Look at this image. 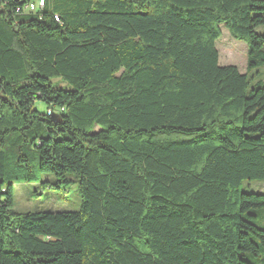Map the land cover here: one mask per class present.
I'll list each match as a JSON object with an SVG mask.
<instances>
[{"label":"trees","instance_id":"1","mask_svg":"<svg viewBox=\"0 0 264 264\" xmlns=\"http://www.w3.org/2000/svg\"><path fill=\"white\" fill-rule=\"evenodd\" d=\"M35 1L0 0V264H264V0ZM43 174L80 209L15 211Z\"/></svg>","mask_w":264,"mask_h":264},{"label":"rangeland","instance_id":"2","mask_svg":"<svg viewBox=\"0 0 264 264\" xmlns=\"http://www.w3.org/2000/svg\"><path fill=\"white\" fill-rule=\"evenodd\" d=\"M222 36L216 47L220 55V65H235L242 73L247 71V43L233 38L225 25H221ZM258 32H264L259 27ZM264 79V68L259 70ZM62 85H64L62 83ZM41 113L47 111V105L40 100L35 103ZM242 192L264 193V178L246 179L240 187ZM82 203L78 181L69 185L58 184L52 174H43L38 182L16 183L14 185V209L17 212L34 211H77Z\"/></svg>","mask_w":264,"mask_h":264},{"label":"bare ground","instance_id":"3","mask_svg":"<svg viewBox=\"0 0 264 264\" xmlns=\"http://www.w3.org/2000/svg\"><path fill=\"white\" fill-rule=\"evenodd\" d=\"M44 5V0H40V7ZM39 8V6H32V7H27L28 12H35V10Z\"/></svg>","mask_w":264,"mask_h":264},{"label":"water","instance_id":"4","mask_svg":"<svg viewBox=\"0 0 264 264\" xmlns=\"http://www.w3.org/2000/svg\"><path fill=\"white\" fill-rule=\"evenodd\" d=\"M52 120L55 121V122H59V121H61V115L58 114V113H54V114L52 115Z\"/></svg>","mask_w":264,"mask_h":264},{"label":"built area","instance_id":"5","mask_svg":"<svg viewBox=\"0 0 264 264\" xmlns=\"http://www.w3.org/2000/svg\"><path fill=\"white\" fill-rule=\"evenodd\" d=\"M32 6H39L40 7V0H37L35 2H30L29 4L26 5V7H32ZM18 10H20V8Z\"/></svg>","mask_w":264,"mask_h":264}]
</instances>
